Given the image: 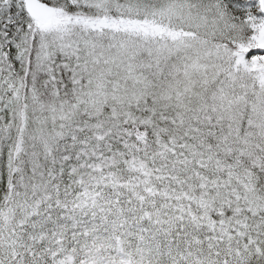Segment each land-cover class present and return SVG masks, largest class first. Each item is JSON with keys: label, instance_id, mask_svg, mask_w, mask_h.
Segmentation results:
<instances>
[{"label": "snow or ice", "instance_id": "obj_1", "mask_svg": "<svg viewBox=\"0 0 264 264\" xmlns=\"http://www.w3.org/2000/svg\"><path fill=\"white\" fill-rule=\"evenodd\" d=\"M0 264H264V0H0Z\"/></svg>", "mask_w": 264, "mask_h": 264}]
</instances>
